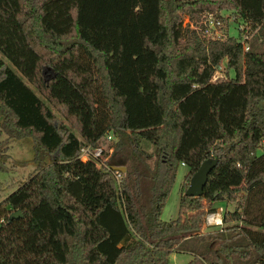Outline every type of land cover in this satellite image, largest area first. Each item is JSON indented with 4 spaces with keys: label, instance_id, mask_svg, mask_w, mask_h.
<instances>
[{
    "label": "trees",
    "instance_id": "16d2710c",
    "mask_svg": "<svg viewBox=\"0 0 264 264\" xmlns=\"http://www.w3.org/2000/svg\"><path fill=\"white\" fill-rule=\"evenodd\" d=\"M152 3V21L122 7L88 20L87 0H0V133L33 136L38 163L0 202V264H172L179 251L188 264H264V0ZM223 8L248 22V49L186 36L184 14ZM224 57L235 75L214 79ZM109 133L104 163L81 160ZM216 156L204 193L187 195ZM183 162L178 215L165 220ZM224 200L236 207L209 225Z\"/></svg>",
    "mask_w": 264,
    "mask_h": 264
},
{
    "label": "rangeland",
    "instance_id": "374dc122",
    "mask_svg": "<svg viewBox=\"0 0 264 264\" xmlns=\"http://www.w3.org/2000/svg\"><path fill=\"white\" fill-rule=\"evenodd\" d=\"M152 0H87L88 20L104 19L108 13L121 9H127L128 15L135 17L143 16L144 19L152 21ZM210 15L213 16L214 23L208 21ZM147 22V20H145ZM200 23L203 25L200 26ZM208 28V30H207ZM182 29L189 38L197 37L201 29L206 30L207 37L220 38L223 36L234 35L240 38L244 43V47L248 46L253 38V33H249L248 22L238 16L235 9L223 8L220 10L207 11L203 21L197 15L184 14L182 20ZM264 47V37H259L256 45ZM216 78H227L235 75L233 69H227V57H224L220 64L216 67ZM58 116L65 121L63 116L55 109ZM67 122V121H65ZM75 130V129H73ZM76 131V130H75ZM116 140V136L112 138L106 137L102 140L104 150H108L111 144ZM148 148H152L149 143H146ZM34 138L33 136H25L22 138L9 137L5 131L0 133V202L4 200L10 193L16 190L22 183L27 181L32 174L38 171V163L34 161ZM263 146L258 152H263ZM6 154L5 157H2ZM106 156V155H105ZM104 156V157H105ZM119 163L117 160H113ZM188 167L179 165L178 173L166 200L162 211V218L170 220L178 215L180 194L183 186L187 183ZM217 211L224 213L225 210H234L236 207L235 201L224 200L215 203ZM195 214L200 213V210H194ZM198 212V213H197ZM213 213V212H211ZM209 213V214H211ZM208 214V215H209ZM208 217V216H207ZM205 223L203 230L215 229ZM175 257H172L173 264H186L188 252H175Z\"/></svg>",
    "mask_w": 264,
    "mask_h": 264
},
{
    "label": "water",
    "instance_id": "95a60500",
    "mask_svg": "<svg viewBox=\"0 0 264 264\" xmlns=\"http://www.w3.org/2000/svg\"><path fill=\"white\" fill-rule=\"evenodd\" d=\"M218 157L206 158L199 166V168L193 173L190 183L186 189V194L191 196H200L204 193L205 185L208 181L211 170L216 166ZM116 169L125 170L126 166H115ZM23 216L21 209L15 210L11 213V218ZM1 226V224H0Z\"/></svg>",
    "mask_w": 264,
    "mask_h": 264
},
{
    "label": "built area",
    "instance_id": "2783aa9c",
    "mask_svg": "<svg viewBox=\"0 0 264 264\" xmlns=\"http://www.w3.org/2000/svg\"><path fill=\"white\" fill-rule=\"evenodd\" d=\"M213 19H214L213 16L210 15L208 21H210L213 24L214 23ZM246 49H248V46L246 47ZM108 137L112 138L113 137L112 133H109ZM104 156H105L104 148L102 145L94 146L92 143H88V142L83 144V146L80 149V153H79V157L81 158V160L87 161L89 159H95V160H98L100 164L104 163L108 159L107 155L105 157ZM121 172H122V169H115V176L117 179L120 178ZM207 216H208L207 220L210 216H213L214 218H217L220 220V224L222 223V214L219 211H215Z\"/></svg>",
    "mask_w": 264,
    "mask_h": 264
},
{
    "label": "clouds",
    "instance_id": "9594fccd",
    "mask_svg": "<svg viewBox=\"0 0 264 264\" xmlns=\"http://www.w3.org/2000/svg\"><path fill=\"white\" fill-rule=\"evenodd\" d=\"M207 223H208L209 225H211V224H213V223H215L216 225H219V224H220V220L217 219V218H214L213 216H210V217L208 218V220H207Z\"/></svg>",
    "mask_w": 264,
    "mask_h": 264
},
{
    "label": "crops",
    "instance_id": "0c3cea01",
    "mask_svg": "<svg viewBox=\"0 0 264 264\" xmlns=\"http://www.w3.org/2000/svg\"><path fill=\"white\" fill-rule=\"evenodd\" d=\"M181 165H185V163H182ZM189 253V252H188ZM176 254H173V258L175 257ZM193 258V254H187V262L186 264H188V262ZM173 264V263H172Z\"/></svg>",
    "mask_w": 264,
    "mask_h": 264
}]
</instances>
